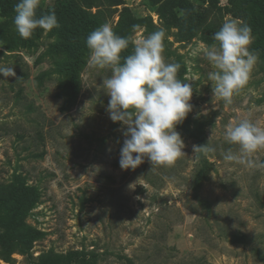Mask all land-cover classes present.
I'll return each instance as SVG.
<instances>
[{"label": "rangeland", "instance_id": "obj_1", "mask_svg": "<svg viewBox=\"0 0 264 264\" xmlns=\"http://www.w3.org/2000/svg\"><path fill=\"white\" fill-rule=\"evenodd\" d=\"M18 2L0 0V62L16 73L0 75V235L13 233L25 252L0 264H264V170L223 159L237 150L223 138L228 124L250 115L264 127V0H123L108 11L100 0H42L37 16L54 9L60 27L28 39L13 24ZM230 18L250 25L259 61L227 105L212 94L202 45ZM106 22L130 39L122 57L167 30L163 54L193 89L176 127L185 156L171 167L147 157L119 166L126 127L110 120L102 87L111 71L89 65L85 43ZM68 72L77 94L66 107ZM207 144L216 151L193 153Z\"/></svg>", "mask_w": 264, "mask_h": 264}, {"label": "clouds", "instance_id": "obj_2", "mask_svg": "<svg viewBox=\"0 0 264 264\" xmlns=\"http://www.w3.org/2000/svg\"><path fill=\"white\" fill-rule=\"evenodd\" d=\"M42 0H19L15 5L13 24L24 39L37 28L51 31L60 27L55 10L37 16ZM180 15H185L180 10ZM134 28L138 26H133ZM167 30H158L135 41L131 54L122 57L130 39L117 35L110 23H104L86 38L89 65L109 69L111 75L102 82L107 106L113 123L126 127L120 149L119 166L135 170L144 158L156 166L171 167L185 156V144L176 127L192 112L193 89L190 83L178 78V62H168L164 56ZM255 37L252 29L239 18H230L215 32L212 45H202L203 56L213 69L208 73L212 94L225 104L233 103L234 95L243 89L259 61L250 46ZM0 75L15 77L12 65L0 62ZM224 140L237 147L223 154V159L250 170H264V161L256 153L264 151V127L253 122L251 116L226 126ZM214 147L193 146V153L215 152ZM135 154V155H134ZM134 185H130L133 187Z\"/></svg>", "mask_w": 264, "mask_h": 264}, {"label": "trees", "instance_id": "obj_3", "mask_svg": "<svg viewBox=\"0 0 264 264\" xmlns=\"http://www.w3.org/2000/svg\"><path fill=\"white\" fill-rule=\"evenodd\" d=\"M100 2H101V5L105 8V11H108L112 7L121 6L123 4V0H100ZM233 10L236 13H239V9L237 8L236 5L233 6ZM66 11L72 14V16H75V14L71 11V8H69V6L66 8ZM123 12L127 13L128 11L127 9H123ZM171 21L179 22L180 20H177L176 18L172 17ZM260 44H264V39L260 41ZM66 77L68 78V81H69V85L66 87L68 91L66 94L61 95V96L64 97V102L62 106L68 107L71 100L77 94V75L74 72H68ZM62 110H64L63 107H62ZM17 248L19 252H22V253L25 252L24 248H22L19 245V241L17 240V237L13 233H8L6 235H0V257L2 259L7 260L9 256L15 250H17ZM35 264H65V261H61L59 259H56V260L40 259Z\"/></svg>", "mask_w": 264, "mask_h": 264}]
</instances>
